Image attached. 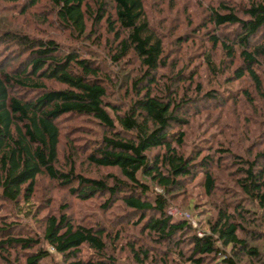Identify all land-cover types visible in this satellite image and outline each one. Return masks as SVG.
Returning a JSON list of instances; mask_svg holds the SVG:
<instances>
[{"label": "trees", "instance_id": "obj_1", "mask_svg": "<svg viewBox=\"0 0 264 264\" xmlns=\"http://www.w3.org/2000/svg\"><path fill=\"white\" fill-rule=\"evenodd\" d=\"M50 1L59 23L73 35H94L97 43L101 36L94 27L104 26L116 41L110 46L114 65L132 54L145 72L130 85L127 78L119 81L118 87L126 85L127 103L113 101L104 66L79 49L1 32L0 42L17 45L19 52L0 60V199L28 201L38 178L46 176L79 201L100 198L103 215L116 205L121 209L101 223L85 225L72 219L65 201L58 215L37 218V211L41 234L0 219V264H42L51 254L48 247L63 264H127L121 253L129 264H264V145L251 158L229 148L215 149L222 152L217 157L201 148L184 150V117L198 113L200 100L218 101L220 95L204 91L194 70L188 74L181 68L156 80L155 73L165 66L163 43L147 20L143 0ZM205 10L202 27H213L204 33L213 48L231 62L239 59L234 77L249 78L264 99V0H248L242 11L223 0ZM225 26L232 28L221 30ZM204 59L213 74L223 71V60L214 63L210 52ZM62 119L90 121L100 134L89 136L91 130L83 125L76 126L78 134L62 132ZM224 155L232 158L233 168L221 187L215 171L225 165ZM82 161L115 172L86 176L78 170ZM199 175L205 195L223 192L200 236L188 221L173 220L166 211L172 196ZM152 184L163 193H151ZM133 230L140 238L130 234Z\"/></svg>", "mask_w": 264, "mask_h": 264}, {"label": "rangeland", "instance_id": "obj_2", "mask_svg": "<svg viewBox=\"0 0 264 264\" xmlns=\"http://www.w3.org/2000/svg\"><path fill=\"white\" fill-rule=\"evenodd\" d=\"M143 1L147 20L163 43L162 63L165 66H161L155 73L156 80L162 82L168 72H176L181 68L188 74L190 70H194L197 72L196 81L201 83L204 91L214 89L220 95L218 101L200 100L198 113L184 117L187 120V124L183 127L186 133L184 150L189 152L191 148H201L204 152L213 153L218 148H229L243 158H251L264 145V99L256 93L249 78L236 79L234 77L233 70L238 65L239 59L231 62V59L227 58L220 48L214 49L207 34H204L208 32V28L212 33L213 27H202L203 22L206 21L204 18L205 9L208 5L222 0ZM88 2L90 4V0ZM223 2L242 11L248 0H223ZM228 28H232V26L221 27V30L226 31ZM88 30H90V26ZM94 30L97 33L100 32L101 36L97 43L94 41V35L88 38L73 35L70 30L59 23L50 0H35L33 4L29 0H19L17 3L0 2V33L9 31L33 38L51 39L64 50L73 47L79 49L84 56H89L100 62L104 66L106 75L110 76L112 82L107 84L108 98L127 103L129 98L124 93L126 85L118 87L119 81L127 78L130 85L132 78L143 75L144 68L139 65L132 54L122 58L120 63L114 65L116 62L111 56L114 50L110 46L114 48L116 41L105 31L104 26H95ZM10 52L12 54H9ZM17 52H19L17 45L0 42V60L8 55L12 57ZM208 52L211 53L214 63L221 60L225 62L222 65L221 73L213 74L207 68L204 56ZM262 72L260 77L263 81L264 92V69ZM159 85L157 83V87ZM245 91L248 92L250 98L246 96ZM60 122L62 132L71 131V133L78 134L80 129L76 126L83 125L91 130L92 134L89 136L100 134L97 125L90 121L72 120L67 122L62 119ZM79 138L76 137L75 140H79ZM210 146L211 149L208 150ZM64 153L61 149L60 162L63 161ZM214 153L217 157L222 152L215 151ZM80 158L83 157L80 156ZM221 158L225 165L216 169L215 175L218 177V186L226 187L229 182L228 174L233 168L230 165L232 158H227L226 155ZM59 165L61 167V164ZM78 170L82 174L92 177L115 172L114 169L89 166L85 161L78 164ZM199 178L200 175L193 181H186L184 191L173 195L166 208L173 220L188 221L198 236L207 231V222L214 219L218 204L216 202L223 194L222 191H218L214 196L205 195L198 183ZM153 192L163 193L159 186L152 184L151 193ZM234 196L238 198L241 195L238 192ZM65 201L70 204L69 212L72 219L85 225L101 223L105 220L104 218H112L113 212L121 209V206L116 205L117 208L115 206L112 211L104 213V216L98 205L101 202L100 198L79 201L70 196L66 188L59 187L46 176H40L35 184V192L28 201L21 200L19 204H12L0 199V219L8 222L18 221L30 227L34 233L41 234L43 221L38 222L35 219L37 211V218L45 214L58 215L60 206ZM130 234L140 238V234L136 230ZM148 242L150 243L149 240ZM48 250L51 254L49 258L43 260L42 264H63L61 255L55 253L50 247ZM83 250L86 249L83 248ZM120 257L121 260L127 261L129 264L125 253H121Z\"/></svg>", "mask_w": 264, "mask_h": 264}]
</instances>
